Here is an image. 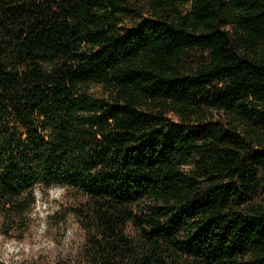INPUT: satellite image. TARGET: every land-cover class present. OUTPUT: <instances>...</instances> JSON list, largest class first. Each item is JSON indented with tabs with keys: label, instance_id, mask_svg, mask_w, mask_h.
Masks as SVG:
<instances>
[{
	"label": "trees",
	"instance_id": "16d2710c",
	"mask_svg": "<svg viewBox=\"0 0 264 264\" xmlns=\"http://www.w3.org/2000/svg\"><path fill=\"white\" fill-rule=\"evenodd\" d=\"M56 186L57 264H264V0H0V235Z\"/></svg>",
	"mask_w": 264,
	"mask_h": 264
},
{
	"label": "rangeland",
	"instance_id": "374dc122",
	"mask_svg": "<svg viewBox=\"0 0 264 264\" xmlns=\"http://www.w3.org/2000/svg\"><path fill=\"white\" fill-rule=\"evenodd\" d=\"M37 204L28 226L0 235V260L5 264H57L78 257L84 231L67 205L70 198L63 187L38 188Z\"/></svg>",
	"mask_w": 264,
	"mask_h": 264
}]
</instances>
